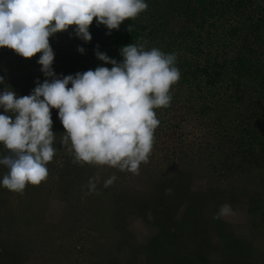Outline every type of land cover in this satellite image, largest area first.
Instances as JSON below:
<instances>
[{
  "label": "trees",
  "instance_id": "1",
  "mask_svg": "<svg viewBox=\"0 0 264 264\" xmlns=\"http://www.w3.org/2000/svg\"><path fill=\"white\" fill-rule=\"evenodd\" d=\"M146 2L145 12L124 21L111 34L94 20L91 42L70 37L76 26L49 38L57 76L98 66L110 69L112 65L100 61L96 51L119 62L123 59L119 50L131 43L175 54L180 70V79L170 90V106L154 110L160 124L153 154L141 164L138 175L109 167L98 177L100 165L74 163L69 146L60 143L66 130L58 110L52 109L56 154L47 165L48 178L58 175L56 182L53 179V193L72 197L67 213L72 223L62 232L63 243L56 252L59 264H223L209 260L211 233L190 222L200 211L195 197L204 196L191 190V178L197 173L189 167L192 160L201 172L222 170L220 179L230 174V190L214 194L248 197L249 211L260 217L264 227V187L258 189L255 183L264 180V0ZM78 47H84L85 53ZM6 50L0 49V76L5 77L0 91L10 86L19 96L29 95L37 80L46 79L37 63L41 53L25 58L16 70L13 58L20 55L7 51L6 63ZM170 113H181L180 118L192 123L190 129L183 132V122L170 125ZM175 131L183 133L175 148L171 142L160 141V136ZM190 141H198L199 151L186 150ZM8 154L0 145V155ZM7 171L0 166V178ZM113 175L116 181L105 188L104 181ZM90 178L96 191L89 194ZM5 190L0 187V197L12 210ZM208 208L217 234L228 243L232 225L214 218L216 207ZM137 218L151 229L147 240H141L134 229Z\"/></svg>",
  "mask_w": 264,
  "mask_h": 264
},
{
  "label": "clouds",
  "instance_id": "2",
  "mask_svg": "<svg viewBox=\"0 0 264 264\" xmlns=\"http://www.w3.org/2000/svg\"><path fill=\"white\" fill-rule=\"evenodd\" d=\"M147 8L146 0H0V49H12L23 58L41 53L37 63L46 77L42 83L37 80L26 96L17 95L10 86L0 91V145L9 153L0 155V166L8 169L0 187L23 193L28 185L38 186L47 179V165L56 154L52 109L58 110L66 130L60 143L69 146L74 163L139 174L160 124L154 110L170 106V90L180 79L175 54L131 43L119 50L123 58L119 62L96 51L100 61L112 65L110 69L98 66L57 76L49 38L76 26L75 36L88 43L94 20L111 34ZM78 51L84 54L85 48ZM3 84L5 77L0 76ZM116 179L109 177L104 187ZM95 191L90 178L88 193ZM232 211L230 204H223L214 218Z\"/></svg>",
  "mask_w": 264,
  "mask_h": 264
},
{
  "label": "rangeland",
  "instance_id": "3",
  "mask_svg": "<svg viewBox=\"0 0 264 264\" xmlns=\"http://www.w3.org/2000/svg\"><path fill=\"white\" fill-rule=\"evenodd\" d=\"M69 35L70 37L75 36L73 32H69ZM4 50L6 49L4 48ZM7 51L10 52L11 49L7 48L6 56H4L6 63H9ZM13 59L15 60L14 63L17 64L16 70H18V64L25 61V58L21 56H14ZM13 67L15 66L13 65ZM24 73L26 74V72ZM184 115H186L185 119L188 118V111ZM180 116L181 113H178V115L170 113L168 115L171 121L170 125L183 122V132H187L192 123L184 121ZM179 134L183 133L179 131L169 132L160 136V141L164 143L165 141L171 142V145L175 148L174 145L177 144L180 138ZM197 142L190 141L186 150L192 148L190 150L199 151V146L196 145ZM185 153L187 154V152ZM151 154H153V151L149 156H152ZM192 161L189 167L197 173L191 178V190L204 196L195 197L198 200L195 205L200 211L190 218V222L211 233L208 234L212 236H208L211 239L208 243L210 245L207 246L209 247L208 251L211 253L209 260L213 262L217 260V262L220 261L223 264L236 262L238 264H264V227L260 224V217H254L249 211L250 199L243 196L235 199L233 194L225 196L214 194L215 191L220 189L223 191L230 190L232 176L230 177V174L227 176L231 178L230 180L226 176V178L220 179L218 177L222 170L212 171L207 168L205 172H201L195 169L198 163ZM100 168L96 174L98 177L104 172L107 173L109 169L106 165L100 166ZM57 177L58 175L47 177L34 189L32 185H28L23 193L6 189V198H8L12 210H8L9 208L5 206L3 198L0 197V264H59L56 252L58 251L57 247L63 243L61 242L62 232L67 231V225L72 223L71 218L67 217L70 210L69 202L72 197L53 193L51 190L53 179L56 182ZM255 183L258 189L264 187L263 179L256 180ZM148 196L150 197V194ZM220 202L221 205L230 204L233 209L231 215L218 219L233 227L231 229L233 235L228 243L217 234L215 223L212 220V210L208 208L216 207L219 210ZM205 208H207L206 211ZM214 214L216 215V213ZM134 220V229L139 234L140 239L147 240L151 234L150 227L142 219L137 218ZM199 223H202V225H199Z\"/></svg>",
  "mask_w": 264,
  "mask_h": 264
}]
</instances>
